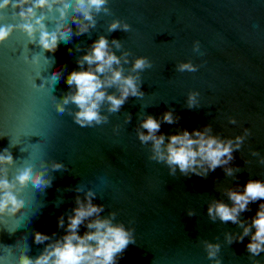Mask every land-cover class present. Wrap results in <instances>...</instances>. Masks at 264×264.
Returning <instances> with one entry per match:
<instances>
[{
  "label": "water",
  "instance_id": "1",
  "mask_svg": "<svg viewBox=\"0 0 264 264\" xmlns=\"http://www.w3.org/2000/svg\"><path fill=\"white\" fill-rule=\"evenodd\" d=\"M107 6L111 14H97L96 27L89 32L77 35V25L69 21L72 37L60 41L54 52L39 45V33L34 41L19 28L0 44V154L8 149L15 160L8 166L9 177L27 159L37 169L47 161V175L54 177L45 189L29 182L21 189L22 209L0 217V264H18L22 252L38 256L50 241L36 243L37 230L55 233L53 239L62 236L76 196L84 195L77 187L97 193L93 202L105 205L102 216L115 211V222L135 228L136 243L129 244L118 264H213L205 240L221 244L222 264H264V252L253 258L247 250L251 235L230 244L225 234L243 229L219 218L213 222L207 213L213 199L232 203L227 188L243 191L249 179L264 180V0H109ZM18 11L0 10V23H22ZM37 15H44L51 27L59 12L39 9ZM117 18L131 30L109 32ZM101 35L109 43L122 42L123 49L113 47L117 55L130 50L126 74L137 56H147L152 67L141 73L143 97L130 96L116 113H108L105 105L108 123L81 127L68 111L59 113L56 102L70 90L66 79L79 69L77 59ZM196 41L199 53L193 51ZM189 60L199 65L196 72L177 70ZM53 69H63L55 85L50 82ZM191 91L200 93V103L190 109ZM66 107L76 110L75 105ZM169 109L180 119L162 122L160 132L168 135L211 124L214 134L235 137L250 128L251 135L230 162L240 171L228 176L218 167L201 177L177 169L173 176L166 163L150 160L151 142L139 140L137 127L146 115L159 119ZM129 113L131 121L126 122ZM230 117L237 123H230ZM253 150L260 155L253 156ZM53 160L67 167L53 171ZM261 203H251L241 219L251 223ZM189 209L196 215L189 216ZM61 214L64 228L58 226ZM86 230L81 225L79 232Z\"/></svg>",
  "mask_w": 264,
  "mask_h": 264
},
{
  "label": "clouds",
  "instance_id": "2",
  "mask_svg": "<svg viewBox=\"0 0 264 264\" xmlns=\"http://www.w3.org/2000/svg\"><path fill=\"white\" fill-rule=\"evenodd\" d=\"M109 0H2L0 10L9 7L19 9L16 15L23 21L20 24L0 23V44L8 40L12 33L21 29L27 35L36 40L39 33V45L49 52H54L60 41L67 42L72 37V26L69 21L77 25V35L89 32L97 24L96 15L103 12L111 14L107 6ZM71 8V12L68 9ZM48 9L59 12V17L50 27L45 24L46 17L37 15V10ZM131 25L126 21L114 19L108 26V31L117 29L130 31ZM115 49H123L120 40L114 39L109 43L105 35H101L89 47L88 51L77 59L79 69L72 70L66 79L70 90L57 100L56 109L59 113L69 112L75 123L81 127H94L109 122V115L102 113V108L107 105L108 113L119 112L130 96L143 97L141 90L143 83L141 73L152 67V61L147 56H137L132 62L131 70L126 74L125 64L129 63L130 50H124L120 55ZM200 42L196 41L193 46L194 52H200ZM202 54V53H201ZM87 65V67H85ZM199 65L192 61L180 62L177 70L180 72H196ZM63 69H53L50 82L55 85L61 76ZM115 88V92L109 89ZM200 93L191 91L187 97V107L196 108ZM75 105L73 112L66 106ZM126 122L131 121V114L126 115ZM180 119L175 115L174 109L163 113L161 118L148 114L142 119L137 127L139 140L147 145L151 142L150 160L166 163L169 174L176 175L177 169L183 175L196 174L206 177L209 172L223 167L226 175L234 176L240 171L238 167L230 166L234 159V152L241 149L245 139L251 135V129L245 128L242 134L235 137H223L214 134L213 127L208 124L203 129L181 131L170 135L161 133L162 122L168 124L176 123ZM229 122L236 124L235 117H230ZM146 130V131H145ZM253 156H259L256 150ZM260 162L264 164V157ZM15 164L12 153L5 149L0 154V217L14 215L22 209L25 198L21 189L31 182L36 189H45L52 185L54 177L47 175L49 164L41 162L37 169L31 160H24L15 169L14 178L9 177V167ZM67 166L62 161L53 160L50 164L51 170H63ZM75 207L67 213V224L65 214L58 218V226L65 227V233L59 238L53 239L55 233L49 235L39 230L35 231V242L40 244L50 241L43 251L36 257H31L27 252L19 256L18 264H118V257L122 256L129 244L136 243L134 235L135 228L126 227L123 222H115L117 213L110 212L106 216L101 214L105 210L104 204L94 203L97 193L89 188H76ZM226 194L232 201L231 204L223 200L213 199L207 209L208 216L213 222L219 218L227 223L231 221L238 224L243 231L238 234L228 232L225 234L227 241L243 242L244 238L251 235L247 244V250L255 258L264 252V203L259 205L256 215L251 218V223L241 219V213L249 210V205L257 200L264 201V180L249 179L243 186L227 188ZM188 215H196L195 210L189 209ZM86 225L83 235L79 229ZM253 228L255 231L253 232ZM207 256L213 264H222L219 257L221 244L218 242L203 241ZM254 264L261 261L254 260Z\"/></svg>",
  "mask_w": 264,
  "mask_h": 264
}]
</instances>
